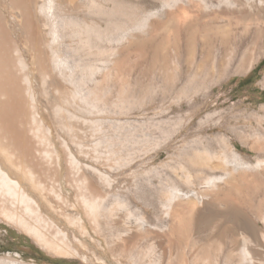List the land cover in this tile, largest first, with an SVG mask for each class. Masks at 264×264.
Listing matches in <instances>:
<instances>
[{
	"label": "bare ground",
	"instance_id": "6f19581e",
	"mask_svg": "<svg viewBox=\"0 0 264 264\" xmlns=\"http://www.w3.org/2000/svg\"><path fill=\"white\" fill-rule=\"evenodd\" d=\"M132 1L8 0L18 11L25 40L33 52L31 62L26 60L0 7V158L9 165L6 167L0 160V209L5 216L12 219L16 215L18 219L12 211L16 202L41 213L43 205L32 197L31 187L38 190L51 211L59 213L60 209L48 200L49 186L57 181L59 158L51 140L52 130L39 112L30 73L33 72L40 81L38 94L44 98L46 111L55 123L64 126L72 121H94L97 113L93 108L100 88L114 81L123 62L122 58H112L114 48L110 40L103 50L100 47V16L105 18L108 30L112 28L111 19L117 9L123 10L126 16L132 10L140 9L142 17L138 27L144 29V34L132 43L142 49L155 44L166 50L178 39L186 43L193 41V44L195 40L202 41L196 46L197 54H186L184 60L183 51L180 53L176 49L173 52L181 64L177 63L174 68L165 66L161 70L168 88H177V82L183 77L200 79L204 83L220 80L230 73L229 67L245 70L257 55H264V0H136L137 4L131 9ZM78 15L82 16L81 20ZM160 33L162 37L157 41ZM101 52L106 59L100 63ZM175 68L177 72H173ZM82 88L87 89L90 97L91 109L86 115L75 104ZM260 149L264 152V141ZM201 154L200 150H195L189 156L190 165L184 170V176L186 181L197 178L195 185L206 197L200 200L196 199L194 190L181 192L174 189L166 206L171 223L161 236L169 248L144 254L141 257L143 264H188L190 255H208L214 250L213 245L223 249L220 254L217 252L216 258L222 264H264V229H258L251 221L249 230L253 242H249L243 227L248 220L247 210L264 220V159L250 163L239 160L237 154H233L230 161L217 155ZM204 169L208 174L197 177ZM16 170L29 178L30 188L14 177ZM94 170L100 175L96 168ZM240 170H257V174L239 173ZM82 177L78 202L85 215H65L74 227L76 225L85 233L87 219L97 220L99 215L113 217L115 230L125 231L118 233L117 241L109 243L110 240L105 238L104 243L112 254L117 255L126 254L139 239L145 238V234L152 233H146L144 220L131 215L123 204L107 205L99 186L84 175ZM177 199L187 202L172 207V202ZM218 204L225 205L234 214V220H239L238 225L227 222L224 215V222L218 219L221 214L216 208ZM126 229L132 233L127 235ZM201 231L206 232L203 237ZM191 234H199L200 238L187 244L186 256L179 248ZM101 245L103 242L98 241L96 247ZM63 252L77 254L69 249ZM7 259L0 256V264Z\"/></svg>",
	"mask_w": 264,
	"mask_h": 264
},
{
	"label": "rangeland",
	"instance_id": "374dc122",
	"mask_svg": "<svg viewBox=\"0 0 264 264\" xmlns=\"http://www.w3.org/2000/svg\"><path fill=\"white\" fill-rule=\"evenodd\" d=\"M107 4L110 6L109 1ZM136 4L133 0L131 9ZM0 7L26 60L31 62L33 52L25 40L18 11L8 0H0ZM139 10H132L126 16L123 10L124 15L117 9L111 19L112 28L108 30L105 18L94 16L101 20L98 27L102 50L110 40L114 48L112 58L123 59L122 69L114 76V81L100 88L94 103L96 108H93L97 113L94 121H72L64 126L55 123L53 116L46 111L44 98L38 94L40 81L33 72L30 73L39 112L52 130L51 140L59 158L57 181L49 186L48 200L60 210L59 213L51 211L38 190L30 188L29 178L16 170L14 177L29 186L32 197L43 205L45 211L33 212L16 202L12 211L18 219L16 215L11 219L0 209V256L8 258L3 264H143L141 257L144 254L169 248L161 236L171 223L166 206L174 189L181 192L194 190L196 199L206 197L195 185L197 178L186 181L184 176V170L190 165L188 158L195 150H200V154L203 152L201 155H217L228 161L233 159V154L250 163L264 159V152L260 149L264 141V55H257L245 70L229 67L230 73L220 80L204 83L200 79L183 77L177 82V88H168L161 70L165 66L172 68L181 64L175 50L183 51L184 60L186 54H197L196 49L202 41L195 40V44L187 41V45L178 39L166 50L155 44L144 49L136 47L132 42L144 34V29L138 27L142 17ZM77 17L82 19L81 15ZM161 37L160 33L157 41ZM100 58V63L106 59L103 52ZM80 92L75 104L86 115L91 109L90 97L87 89L82 88ZM0 160L9 166L3 158ZM240 172L257 174V170ZM200 173L202 175L196 176L207 175L208 171L204 169ZM83 175L99 186L107 205L121 203L131 215L141 217L146 233L152 232L151 235L145 234V238L139 239L126 254L117 255L112 254L104 243L105 238L110 240L109 243L117 241L118 233L125 231L115 230L113 217L99 215L92 222L87 219L85 233L68 222L66 214L85 215L78 202ZM254 198L251 199L255 204L259 196ZM185 202L186 199H177L171 205L174 207ZM216 208L221 213L218 219L224 222L226 216L227 222L238 225L239 220H234V214L225 205L218 204ZM246 212L248 220L243 226L246 231L241 230L249 242H253L249 230L251 221L258 229H264V220L248 210ZM126 231L127 235L132 233ZM205 233L201 231L200 236ZM191 235L179 248L186 256L187 244L200 238L199 234ZM98 241H102L103 246L97 248ZM213 248L208 255L193 253L188 264H222L216 258L223 249L221 246L219 249V245H213ZM66 249L75 250L77 254L64 253Z\"/></svg>",
	"mask_w": 264,
	"mask_h": 264
},
{
	"label": "trees",
	"instance_id": "16d2710c",
	"mask_svg": "<svg viewBox=\"0 0 264 264\" xmlns=\"http://www.w3.org/2000/svg\"><path fill=\"white\" fill-rule=\"evenodd\" d=\"M35 251L38 252L39 250H36V249H35Z\"/></svg>",
	"mask_w": 264,
	"mask_h": 264
}]
</instances>
